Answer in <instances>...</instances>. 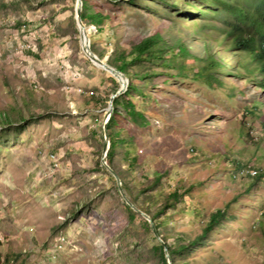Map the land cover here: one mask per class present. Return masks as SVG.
<instances>
[{"label": "rangeland", "instance_id": "374dc122", "mask_svg": "<svg viewBox=\"0 0 264 264\" xmlns=\"http://www.w3.org/2000/svg\"><path fill=\"white\" fill-rule=\"evenodd\" d=\"M89 1L110 17L101 35L87 25L107 63L156 28L169 41L183 36L197 55L204 39L192 33L196 21L222 25L220 8L199 0ZM231 1L251 13L259 0ZM76 3L0 0V112L12 121L0 125V264H163L156 236L142 215L127 210L102 163L104 117L120 83L83 51L70 19ZM215 45L230 66L218 81L199 75L193 57H178L180 68L170 74L134 80L144 119L119 107L120 137L134 143L119 146L114 166L136 190L158 173L166 193L192 185L188 202L169 209L161 227L172 245L194 239L214 211H226L204 244L177 255V264H264V112L244 116L261 93L252 85L244 95L232 89L247 81L230 71L236 51ZM130 147L136 164L125 156Z\"/></svg>", "mask_w": 264, "mask_h": 264}, {"label": "trees", "instance_id": "16d2710c", "mask_svg": "<svg viewBox=\"0 0 264 264\" xmlns=\"http://www.w3.org/2000/svg\"><path fill=\"white\" fill-rule=\"evenodd\" d=\"M199 1L220 8V15H218V17L221 19L222 25H216V21L210 20L196 21L192 33L204 39L203 43L199 45L200 53L197 55L190 51L183 36H175L173 41H169V38L166 37L162 30L156 28L153 33L145 36L138 43L134 44L129 51L116 49L108 60V64L121 71L129 79V83L125 92L115 97L113 100L114 110L107 125L110 147L106 156V161L120 176L122 187L131 201L152 218L156 230L163 240L162 243L152 235V239L155 241L154 250L160 256L163 264H167L165 247H167V253L172 260V264H177V255L183 254L184 252H190L193 246L203 245L209 238L211 232L225 221L227 213L224 209H217L210 215L201 234L186 243L172 245L168 243L167 237L162 235L161 227L168 220L167 211L174 208L182 200L187 201L188 193L190 192L192 185L186 188L179 185L166 193L165 187L162 186L163 176L158 173L136 190L129 184L123 173L116 170L114 166V158L119 146H130L134 143L131 138L128 140L120 137V131L117 129L119 124V107H125L135 120L144 119V115L136 109L132 97V92L137 90L136 82L134 80L136 78L147 80L154 75L170 74L169 70H178L180 68V66L175 63L178 57L182 59L193 57L199 62V75L203 76L206 81L211 84V81L213 80L218 81V72L221 69L226 70L227 68H230V66L218 56L219 51L217 52L215 50V44H218V47L222 45L223 49L226 51L230 49L236 51L234 52L236 55V63L233 64L230 71L233 72L232 74L235 76L244 77L247 80L245 83H241V86L236 83L232 84V89H238L243 95L246 93L244 88L249 85L260 90L261 98L256 101L252 109L249 108L245 110L244 116L253 117L258 111L264 112V108L262 107L264 105V0H259L251 13L244 12L242 6L231 0ZM80 16L86 25L95 26L97 29L95 35L102 34L105 20L110 18L107 14L96 10L89 0H82ZM70 19L72 23L75 24L74 15H72ZM245 23L253 28V31L247 30L244 25ZM219 33H222V35L218 36ZM90 45L91 49L100 58L104 57L102 52H98L94 41H92ZM169 51L170 54H168ZM145 62L153 63L160 68H165L167 71L164 73L162 71H153L147 67ZM257 73L261 75V78L256 81L255 75ZM225 80L227 79L225 78ZM219 81L221 82V85L224 84L222 80ZM119 86V84L116 85L113 92L117 91ZM259 107L262 108L260 109ZM261 119L264 122L263 113ZM10 123H12V121L8 114L5 115L0 112V125ZM248 135L251 136L250 131L248 132ZM135 152L136 151L131 147L127 148L125 151V156L131 164H136L137 162L138 157ZM233 162L237 169L243 167L237 161ZM108 174L113 178L109 172ZM261 175L262 173L260 172L254 178L259 180ZM151 191L154 192L151 193ZM141 194L146 196V200L143 201L144 203H141L139 200ZM159 200L162 201L161 204H157ZM146 202H148V204ZM126 208L132 216H140V214L133 211L128 204H126ZM142 223L147 232L152 234L149 222L143 217Z\"/></svg>", "mask_w": 264, "mask_h": 264}, {"label": "water", "instance_id": "95a60500", "mask_svg": "<svg viewBox=\"0 0 264 264\" xmlns=\"http://www.w3.org/2000/svg\"><path fill=\"white\" fill-rule=\"evenodd\" d=\"M81 9H82V0H77L76 3V7H75V14H74V18L78 27V30L80 31V40L82 41V39H84V36L82 34V31L85 30L86 34H85V40H84V44H82L81 42V46L83 51L85 52V54L89 57V59L95 64V63H99L100 65H102L105 69L109 70L111 72V74L118 80V82L120 83L119 88L117 89V91H115L114 93L111 94L109 102H108V108L107 111L105 113V117H104V122H103V137H104V149H103V153H102V163L103 165L109 169V171L113 174V176L116 179L118 188L120 190V193L123 197V199L125 200V202L133 209V211L139 213L140 215H142L150 224L151 230L153 232V234L159 239L160 242L163 243L162 238L159 236L155 224L152 220V218L144 211H142L141 209H139L132 201L131 199L126 195V193L123 190L122 187V182L121 179L119 177V175L116 173V171L109 166V164L106 161V156L110 147V140H109V136H108V129H107V125L109 120L112 117L113 114V110H114V104H113V100L115 97L119 96L120 94L124 93L125 90L127 89V83H128V78L118 69H116L115 67L109 65L105 59L100 58L92 49H91V43H90V31H89V26H87L81 19ZM165 251H166V260H167V264H170V260H169V254L167 253V247H165Z\"/></svg>", "mask_w": 264, "mask_h": 264}, {"label": "bare ground", "instance_id": "6f19581e", "mask_svg": "<svg viewBox=\"0 0 264 264\" xmlns=\"http://www.w3.org/2000/svg\"><path fill=\"white\" fill-rule=\"evenodd\" d=\"M83 32V34H84V40H85V34H86V31L85 30H83L82 31ZM96 64H99V63H96ZM99 66V65H98ZM109 71V70H108ZM110 72V71H109ZM111 73V72H110Z\"/></svg>", "mask_w": 264, "mask_h": 264}]
</instances>
